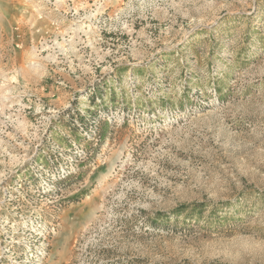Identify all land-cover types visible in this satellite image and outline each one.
<instances>
[{"label":"rangeland","instance_id":"obj_1","mask_svg":"<svg viewBox=\"0 0 264 264\" xmlns=\"http://www.w3.org/2000/svg\"><path fill=\"white\" fill-rule=\"evenodd\" d=\"M0 264H264V0H0Z\"/></svg>","mask_w":264,"mask_h":264},{"label":"trees","instance_id":"obj_2","mask_svg":"<svg viewBox=\"0 0 264 264\" xmlns=\"http://www.w3.org/2000/svg\"><path fill=\"white\" fill-rule=\"evenodd\" d=\"M81 120V119H80ZM81 121H83V120H81Z\"/></svg>","mask_w":264,"mask_h":264}]
</instances>
